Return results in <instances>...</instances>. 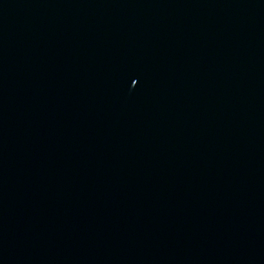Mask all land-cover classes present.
Listing matches in <instances>:
<instances>
[{
  "label": "water",
  "instance_id": "water-1",
  "mask_svg": "<svg viewBox=\"0 0 264 264\" xmlns=\"http://www.w3.org/2000/svg\"><path fill=\"white\" fill-rule=\"evenodd\" d=\"M0 264H264V0H0Z\"/></svg>",
  "mask_w": 264,
  "mask_h": 264
}]
</instances>
